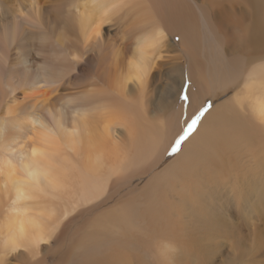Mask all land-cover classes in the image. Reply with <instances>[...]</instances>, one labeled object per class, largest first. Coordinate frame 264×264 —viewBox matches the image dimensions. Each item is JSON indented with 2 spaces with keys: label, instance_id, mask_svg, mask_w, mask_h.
I'll return each instance as SVG.
<instances>
[{
  "label": "bare ground",
  "instance_id": "bare-ground-1",
  "mask_svg": "<svg viewBox=\"0 0 264 264\" xmlns=\"http://www.w3.org/2000/svg\"><path fill=\"white\" fill-rule=\"evenodd\" d=\"M262 145L264 0H0V264H155L195 159Z\"/></svg>",
  "mask_w": 264,
  "mask_h": 264
},
{
  "label": "rangeland",
  "instance_id": "rangeland-1",
  "mask_svg": "<svg viewBox=\"0 0 264 264\" xmlns=\"http://www.w3.org/2000/svg\"><path fill=\"white\" fill-rule=\"evenodd\" d=\"M86 68L84 64L78 65L71 73L74 77L72 80H82L87 76ZM66 86L73 87L69 83ZM29 94L32 93L22 88L17 91L15 97L22 101L23 106L27 99L29 100ZM210 105L211 100L208 98L194 117L196 124L191 133L202 129L203 125L207 126L202 115ZM35 112L36 109L31 106L24 110L22 108L23 117L34 115ZM185 139L180 140L179 145ZM260 147L263 148L264 145ZM231 151L233 148L224 147L217 153L223 155L220 159H214L213 155L216 153L213 152L206 154L208 159H195L199 167H192V170L200 174L198 178L190 175L192 180L188 184L191 185L190 192L198 188V195L191 198L196 206L209 209L205 212L206 215L201 217L203 224H200L197 212L196 216L191 212L194 208L188 203L185 204V217L181 220L183 231L173 233L170 226L160 224L151 227L149 236H143L142 240L145 242L150 238L155 241L161 238L171 241L176 247L174 254L168 258L162 257L160 251H153L155 264H264V153L252 155L249 149L241 154H235L234 151L232 154ZM174 157L167 159V163L175 161ZM224 163L226 166L219 167ZM179 164L182 166L180 162ZM146 179L144 178L135 191L143 187ZM179 183L183 184L182 180H179ZM184 193L180 192L182 195ZM174 217L170 218V223ZM211 220H215L214 226L209 224ZM196 237L198 246L195 245Z\"/></svg>",
  "mask_w": 264,
  "mask_h": 264
},
{
  "label": "snow or ice",
  "instance_id": "snow-or-ice-1",
  "mask_svg": "<svg viewBox=\"0 0 264 264\" xmlns=\"http://www.w3.org/2000/svg\"><path fill=\"white\" fill-rule=\"evenodd\" d=\"M195 124H196V120L194 119V120H192L191 125H189L188 131H191L192 127H193ZM187 134H188V133L185 132V134H184L183 136L180 137V140L185 139V137L187 136ZM180 140H177V141H176V144H177V145H179ZM173 150L175 151V149H173Z\"/></svg>",
  "mask_w": 264,
  "mask_h": 264
}]
</instances>
